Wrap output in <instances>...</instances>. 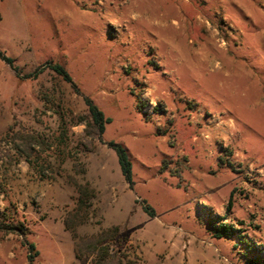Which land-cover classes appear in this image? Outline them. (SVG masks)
Instances as JSON below:
<instances>
[{
	"label": "rangeland",
	"instance_id": "obj_1",
	"mask_svg": "<svg viewBox=\"0 0 264 264\" xmlns=\"http://www.w3.org/2000/svg\"><path fill=\"white\" fill-rule=\"evenodd\" d=\"M0 50L21 74L62 64L111 118L86 133L69 83L0 58V213L25 229L0 228V264L26 242L31 264H91L75 243L114 225L128 264H241L209 212L264 249V0H0ZM75 184L92 192L77 238Z\"/></svg>",
	"mask_w": 264,
	"mask_h": 264
},
{
	"label": "trees",
	"instance_id": "obj_2",
	"mask_svg": "<svg viewBox=\"0 0 264 264\" xmlns=\"http://www.w3.org/2000/svg\"><path fill=\"white\" fill-rule=\"evenodd\" d=\"M0 58L5 61L15 72L17 77L22 79L30 78L35 79L39 76L44 69L50 68L58 76H60L65 82L69 83L73 91L82 96V99L87 108V115L80 118L79 122H85L86 133L101 140V135L105 131V125L111 121V118L105 116L104 112L98 107V105L93 101V99L81 92L77 84L72 80L71 75L65 69V67L58 63L52 61H45L34 68L33 71L21 74L19 66L14 63V59L6 55L2 50H0ZM23 139V138H22ZM30 143L34 144L35 140H30ZM107 145L115 151L117 156V162L119 164L120 172L124 179L128 183L129 187L133 186V172H132V162L131 156L127 148L122 144L109 140L106 142ZM19 150V147L16 148ZM21 151V150H20ZM77 189V199H76V218L78 219L76 223L70 224L65 221V227L68 229L73 238H77L74 226L78 222H84L86 219V211L88 208V201L91 197V190L88 186L75 184ZM230 200L228 201V206H230ZM143 210L150 216L154 215L153 208L145 201L142 200ZM79 215V216H78ZM208 224L212 230L213 236L216 238H233L236 240L234 243L240 249L243 250V262L241 264H264V249L252 242L247 240L245 235H240L237 229L231 224L221 222L219 216H212L209 212ZM22 224H6L1 218L0 213V228H5L8 231H16L20 235H25V229ZM124 234L120 231V227L114 225L107 229L100 231L99 233L85 238L79 239L75 243L76 245V257L89 255L92 256L91 264H128L126 256L122 254V244L125 241ZM28 245L27 262L25 264H31L35 257L38 255V250L35 249V245L32 242H26ZM120 244V245H119Z\"/></svg>",
	"mask_w": 264,
	"mask_h": 264
}]
</instances>
